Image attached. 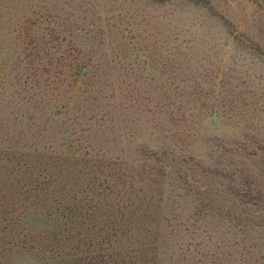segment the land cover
Returning <instances> with one entry per match:
<instances>
[{
    "label": "rangeland",
    "instance_id": "374dc122",
    "mask_svg": "<svg viewBox=\"0 0 264 264\" xmlns=\"http://www.w3.org/2000/svg\"><path fill=\"white\" fill-rule=\"evenodd\" d=\"M262 9L0 0V264H264Z\"/></svg>",
    "mask_w": 264,
    "mask_h": 264
},
{
    "label": "trees",
    "instance_id": "16d2710c",
    "mask_svg": "<svg viewBox=\"0 0 264 264\" xmlns=\"http://www.w3.org/2000/svg\"><path fill=\"white\" fill-rule=\"evenodd\" d=\"M262 11H264L263 9H262ZM257 149H262V148H260V147H258L257 145L255 146ZM249 155L251 154V153H248ZM254 155H256V154H254Z\"/></svg>",
    "mask_w": 264,
    "mask_h": 264
}]
</instances>
